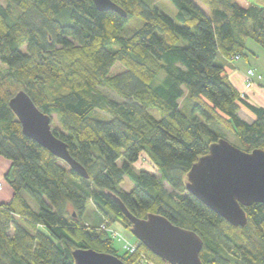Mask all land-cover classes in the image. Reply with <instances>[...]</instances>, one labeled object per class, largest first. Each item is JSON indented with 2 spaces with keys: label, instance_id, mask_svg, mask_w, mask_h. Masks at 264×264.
Returning <instances> with one entry per match:
<instances>
[{
  "label": "trees",
  "instance_id": "16d2710c",
  "mask_svg": "<svg viewBox=\"0 0 264 264\" xmlns=\"http://www.w3.org/2000/svg\"><path fill=\"white\" fill-rule=\"evenodd\" d=\"M112 1L126 18L92 0H0V155L11 161L14 191L0 204V264H75L77 249L168 264L138 240L135 254L114 246V224L131 230L114 197L138 218L159 214L197 233L204 264H264V204L245 208L247 225L236 228L185 187L220 139L264 150V107L228 73L248 59L247 39L264 50V7L201 0L208 14L194 0H168L173 19L151 0ZM20 91L52 122L57 116L53 132L88 179L23 133L9 106ZM143 154L154 172L136 169ZM90 203L95 226L84 220Z\"/></svg>",
  "mask_w": 264,
  "mask_h": 264
},
{
  "label": "water",
  "instance_id": "95a60500",
  "mask_svg": "<svg viewBox=\"0 0 264 264\" xmlns=\"http://www.w3.org/2000/svg\"><path fill=\"white\" fill-rule=\"evenodd\" d=\"M101 12L127 13L112 0H92ZM9 106L22 125L23 133L85 179L86 169L69 153L65 142L55 136L52 118L43 113L24 91L18 92ZM188 193L236 228L245 227V208L264 204V150L246 152L225 139L212 144L187 175ZM114 200L131 223V233L153 254L168 264H204L203 240L194 231L181 228L159 214L146 219L133 215L117 197ZM75 264H125L118 257L93 249L73 252Z\"/></svg>",
  "mask_w": 264,
  "mask_h": 264
},
{
  "label": "rangeland",
  "instance_id": "374dc122",
  "mask_svg": "<svg viewBox=\"0 0 264 264\" xmlns=\"http://www.w3.org/2000/svg\"><path fill=\"white\" fill-rule=\"evenodd\" d=\"M154 4L158 5L159 8L162 9L167 15H169L171 18L175 19L177 14V9L169 2L168 0H151ZM206 13L210 14V9L206 6H204L201 3V0H194ZM249 2H252L254 4H257L261 7H264V0H248ZM134 24V23H133ZM247 47L249 49V57L248 59H239L236 58L234 63L231 66H227L228 70L240 68L242 70H246V82H245V88L247 90L252 89L255 87L256 84L260 85L261 83L264 85V50L261 46H259L257 43H255L252 39H247L246 41ZM1 66V64H0ZM253 70L255 73V80L254 85L250 88L247 87V76L248 71ZM261 87V86H260ZM263 90L264 88L261 87ZM249 101L250 98L245 95ZM182 110L186 114H190L191 108H192V102L188 99V92L185 90V96L180 101ZM187 104V106H186ZM187 107L186 109H183ZM158 115V114H157ZM240 115L243 119H248L250 117H253V115L246 110L245 108L242 109L240 112ZM60 128L58 118L54 115L53 122H52V130ZM229 141L235 145L239 146V142L232 136H229ZM11 166V161L4 158L0 155V182L2 183L3 187L0 189V204L2 203H8L12 200L14 196V191L11 188L10 184L7 182L5 176ZM135 167L137 170H147L150 172H154L155 168L153 166V163L151 162L150 158L147 157L145 154H143L140 158V160L135 164ZM132 184L129 182L128 179L125 180L123 184V189L126 191H130L132 189ZM95 214H96V207L94 204L90 203L88 205L86 214L84 216V220L91 224V226H95L97 223V220L95 221ZM111 234L114 237V246L120 250V252L125 250V247L135 246L137 247V239L133 236L130 230L124 228L121 223L114 224L111 228ZM137 253V252H136ZM142 264H152L149 263V261L142 258V260H139ZM137 263V262H136ZM135 264V263H133Z\"/></svg>",
  "mask_w": 264,
  "mask_h": 264
},
{
  "label": "crops",
  "instance_id": "0c3cea01",
  "mask_svg": "<svg viewBox=\"0 0 264 264\" xmlns=\"http://www.w3.org/2000/svg\"><path fill=\"white\" fill-rule=\"evenodd\" d=\"M228 73L232 83L241 94L247 95L251 100L250 102L253 103L254 105L264 107V90L260 87V85L256 84L255 87H253L250 90H247L245 88V82H246L245 69L244 70L240 68L230 69L228 70ZM244 120L251 123L253 122V117Z\"/></svg>",
  "mask_w": 264,
  "mask_h": 264
},
{
  "label": "built area",
  "instance_id": "2783aa9c",
  "mask_svg": "<svg viewBox=\"0 0 264 264\" xmlns=\"http://www.w3.org/2000/svg\"><path fill=\"white\" fill-rule=\"evenodd\" d=\"M254 76H255L254 71L253 70H249L248 71V76H247V87L248 88H250V87H252L254 85V80H255ZM2 187H3V185L0 182V189H2ZM109 232L111 233V229H109ZM125 250L127 252H129L130 254H135L137 252V247L128 245V246L125 247Z\"/></svg>",
  "mask_w": 264,
  "mask_h": 264
}]
</instances>
